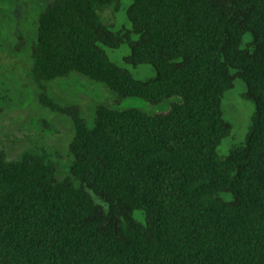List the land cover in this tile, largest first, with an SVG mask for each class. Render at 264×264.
<instances>
[{"label":"trees","instance_id":"obj_1","mask_svg":"<svg viewBox=\"0 0 264 264\" xmlns=\"http://www.w3.org/2000/svg\"><path fill=\"white\" fill-rule=\"evenodd\" d=\"M121 1L52 0L39 16L31 76L73 123L72 160L58 181L50 159L0 150V264H264V0H130L112 31L102 13ZM121 45L153 75L111 62ZM71 74L112 95L91 127L43 85ZM237 81L252 113L221 155Z\"/></svg>","mask_w":264,"mask_h":264},{"label":"rangeland","instance_id":"obj_2","mask_svg":"<svg viewBox=\"0 0 264 264\" xmlns=\"http://www.w3.org/2000/svg\"><path fill=\"white\" fill-rule=\"evenodd\" d=\"M52 0H0V150L7 160H16L24 152H32L50 159L56 166V179L68 176L72 157L69 147L74 139V128L68 116L55 113L39 101L40 85L31 76V47L36 41L40 14ZM130 0H122L120 8L106 9L102 20L112 31L128 27L126 9ZM108 59L126 68L140 80L153 75L149 66L131 68L124 64L129 54L127 45L118 49L104 48ZM48 96L63 108H77L88 127L93 125L95 106L111 104L112 95L105 88L86 78L71 74L43 84ZM242 86L234 88L222 99L223 117L232 125V135L224 140L218 151L221 155L238 144L246 131L252 106L241 97ZM124 106H137L147 112H158L166 102L152 107L137 99L124 101ZM75 186L79 183L75 182ZM95 203L102 204L96 196Z\"/></svg>","mask_w":264,"mask_h":264}]
</instances>
